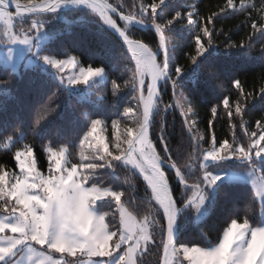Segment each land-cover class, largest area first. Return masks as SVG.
Here are the masks:
<instances>
[{"label":"snow or ice","instance_id":"obj_1","mask_svg":"<svg viewBox=\"0 0 264 264\" xmlns=\"http://www.w3.org/2000/svg\"><path fill=\"white\" fill-rule=\"evenodd\" d=\"M70 8L90 10L106 31L118 35L127 79L110 78L103 61L85 64L77 55L64 53L65 58H59L46 48L57 35L51 26ZM167 9V0H132L127 8L124 0H0L3 67L17 74L27 59V66L40 68L56 81L36 111L33 137L60 108L55 101L61 94L100 99L94 89L110 83L115 104L125 90L133 93L123 111H117L119 118L111 121L108 136L102 134L109 131L108 124L93 118L98 113L83 114L77 161L64 145L42 144L46 172L33 142L16 147L24 138L20 127L14 129L19 137L6 136L0 148L16 150L15 169L0 164V264H146L145 256L153 251L156 264H264V113L246 119L253 113L251 101L259 96L264 103V73L258 91L247 90L233 77L235 98L225 95L211 108L214 118L221 106L226 114L230 137L224 139L212 131L213 120L205 130L197 129L188 119V98L177 92L187 67L194 65L196 75L210 59L217 35L214 18L246 13L251 29L247 43H233L229 37L225 46L250 48L254 39H264V3L257 7L249 0H224L218 12L207 16ZM185 22L191 41L189 65L176 59V44L168 35ZM137 25L154 30L151 45L135 37ZM259 59L264 63V45ZM10 82L0 80V85ZM169 85L171 97L165 103ZM169 108L180 109L183 117L186 156L174 151L166 137L164 113ZM231 161H239V166L230 167ZM121 170L123 185L105 182V177H118ZM138 181L142 209L132 207L137 198L128 196L129 188L139 190ZM226 183L248 187L252 203L259 202V223L251 218V206L242 219L239 208H233L215 241H183L185 221L194 214L199 223L213 212L216 194ZM99 201H106L111 211L101 212Z\"/></svg>","mask_w":264,"mask_h":264},{"label":"trees","instance_id":"obj_2","mask_svg":"<svg viewBox=\"0 0 264 264\" xmlns=\"http://www.w3.org/2000/svg\"><path fill=\"white\" fill-rule=\"evenodd\" d=\"M115 3L116 0H111ZM250 4L257 7L264 0H249ZM125 6L130 7L132 0H124ZM224 0H167L168 9L172 11L180 8L187 12H198L200 16H207L213 11L218 12V6H222ZM251 10V9H249ZM57 33L54 39L46 43V48L57 55L65 58L64 53L77 55L85 63L94 62L100 65L103 61L108 66L110 78L122 77L127 79L128 73L125 71L126 61L123 59L122 41L110 30L106 31V26L102 21L88 9H66L64 18L57 20L52 25ZM214 26L217 35L214 37L211 57L199 70L196 75L192 74L195 67H187V75L179 85L177 92L182 93L189 100L191 112L188 115L190 122H194L196 128L205 130L209 120H213V129L218 139L230 137V128L222 106L218 108L219 115L213 117L211 108L216 106L223 96H236V89L232 87L230 81L233 77L239 78L246 89L252 91L261 86V74L264 73V63L259 59L261 56V46L264 39H254L252 46L246 48L228 49L225 46L230 37L231 42L237 43L244 40L251 33L250 24L246 19V13H221L218 18H214ZM211 27V26H210ZM223 32L224 35L220 33ZM153 30H143L137 28L136 38H140L152 43ZM169 38L176 44L174 56L185 65H189L187 57L190 54L191 41L190 32L186 22L176 26L170 33ZM208 55V53H205ZM0 80H10L7 86L0 85V144L5 142L7 135H13L14 139L19 137L14 129L20 127L24 138L19 141L16 147L23 143L33 142L35 145L36 158L42 171L46 172L47 163L45 154L42 151V144L52 143L54 147L64 145L69 148L70 158L74 161L79 159V146L77 136L84 127L87 112L93 118H101L111 124L113 119L119 118L117 111H123L133 93L131 89L125 90L113 104L110 83L105 86L100 84L94 92L100 94V99L92 96L90 99H79L76 95L61 94L55 103L61 106L57 112L49 117L46 126L36 137L32 136V126L39 106L47 100L55 88V83L51 76L43 72L38 67H27L17 74H10L0 64ZM171 97V86L165 89L164 101L168 103ZM253 113L246 119H250L256 113H264V103L259 101V96L255 101ZM55 106V104H53ZM164 117L167 124L166 137L174 151L186 156L188 149V138L186 131L183 130V117L180 109L169 108ZM159 119V117L157 118ZM254 127V121H253ZM238 136L240 135L237 130ZM154 140L159 141L158 135L154 132ZM246 140V138H245ZM16 147L11 149L0 148V164L6 165L9 169H15L13 159ZM230 167L239 166L238 161L229 162ZM18 171V169H17ZM171 172V170H169ZM124 171H120L119 176L105 177V182L113 185L124 184ZM139 190L128 189V196L137 198V203L132 207L142 209L140 198L143 196L142 182H137ZM252 208L251 218L259 223L261 209L259 202L252 203L248 187L243 185L224 184L216 194V206L213 212L201 220L194 223L193 215L186 221V228L181 239L185 242H203L205 239L215 241L222 228L225 227V220L233 208H239L241 219L245 210ZM98 209L111 211L106 201L98 205ZM110 219V218H109ZM151 262L156 264L157 254H148Z\"/></svg>","mask_w":264,"mask_h":264},{"label":"rangeland","instance_id":"obj_3","mask_svg":"<svg viewBox=\"0 0 264 264\" xmlns=\"http://www.w3.org/2000/svg\"><path fill=\"white\" fill-rule=\"evenodd\" d=\"M52 27V29H53V32L54 33H56L55 32V30H54V26H51ZM0 64L3 66V63H2V57H0ZM28 65V62H27V59H25L23 62H22V64H21V66H20V68H19V71L18 72H21L22 70H24L25 68H27V67H32V66H27ZM80 95H84L83 93H81ZM77 97H78V95H76ZM79 98V97H78ZM80 99V98H79ZM105 121V120H104ZM106 122V121H105ZM107 123V122H106ZM108 124V126H109V131L108 132H103L102 134L104 135V136H108L109 135V133L111 132V124L110 123H107ZM239 162V161H238ZM101 202H103V201H99V202H97V207H98V205L101 203ZM203 220V219H202ZM193 221H194V223H197V222H195V217H194V214H193ZM145 262H146V264H153L152 262H151V258H150V256L149 255H146L145 256Z\"/></svg>","mask_w":264,"mask_h":264},{"label":"water","instance_id":"obj_4","mask_svg":"<svg viewBox=\"0 0 264 264\" xmlns=\"http://www.w3.org/2000/svg\"><path fill=\"white\" fill-rule=\"evenodd\" d=\"M137 28H140V29H143V30H148L149 28H144V27H141V26H139V25H137ZM154 31V30H153ZM115 34V33H114ZM115 35H117V34H115ZM118 36V35H117Z\"/></svg>","mask_w":264,"mask_h":264}]
</instances>
